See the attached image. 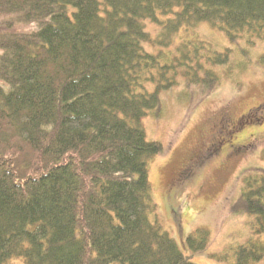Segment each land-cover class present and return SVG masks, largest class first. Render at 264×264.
<instances>
[{
    "label": "trees",
    "instance_id": "16d2710c",
    "mask_svg": "<svg viewBox=\"0 0 264 264\" xmlns=\"http://www.w3.org/2000/svg\"><path fill=\"white\" fill-rule=\"evenodd\" d=\"M202 22L253 46L264 0H0V264H194L151 220L164 147L143 120L164 91L219 86L232 50L176 43ZM234 208L256 225L233 264L263 262L264 170ZM208 241L199 229L187 246Z\"/></svg>",
    "mask_w": 264,
    "mask_h": 264
},
{
    "label": "rangeland",
    "instance_id": "374dc122",
    "mask_svg": "<svg viewBox=\"0 0 264 264\" xmlns=\"http://www.w3.org/2000/svg\"><path fill=\"white\" fill-rule=\"evenodd\" d=\"M145 25L153 36L158 34L157 25L148 21ZM192 40L206 42L219 53L231 49V66L217 68L221 82L210 94L201 86L179 85L164 91L160 110L144 118L147 139L164 147L148 164L157 207L151 220L159 223L192 263L233 264L236 249L254 238L256 225L255 216L240 214L234 207L244 178L264 170V66L259 63L264 41L253 46L245 39L233 43L225 31L208 22L183 28L176 36V43ZM255 107L259 109L246 115ZM223 114L232 122L240 119L252 124L250 128L245 125V132L257 133V146L236 160L220 156L205 163L200 157L219 136ZM191 167V178L179 181ZM199 229L209 232V241L204 250L192 252L187 238ZM259 240L264 244V234Z\"/></svg>",
    "mask_w": 264,
    "mask_h": 264
},
{
    "label": "flooded vegetation",
    "instance_id": "af4514ba",
    "mask_svg": "<svg viewBox=\"0 0 264 264\" xmlns=\"http://www.w3.org/2000/svg\"><path fill=\"white\" fill-rule=\"evenodd\" d=\"M258 109L259 107L253 108L249 110L246 115L257 111ZM246 124L249 125V123ZM246 124L244 121H240V119L236 122H232L229 120L228 116L223 114L220 121L221 132L219 133V136L214 140V142H211L205 147L204 155H202L200 159H204L203 161L205 163L209 162L210 159L220 156L236 160L242 155L251 152L257 146L258 135L257 133L246 134V132H244ZM236 135H238V137L235 139ZM224 136L225 140H222V137L224 138ZM193 169L194 168L191 167L183 173V179L181 178L179 181L182 180L183 182L184 180L189 179L192 175Z\"/></svg>",
    "mask_w": 264,
    "mask_h": 264
}]
</instances>
